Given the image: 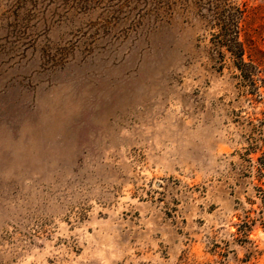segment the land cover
<instances>
[{"label": "rangeland", "instance_id": "rangeland-1", "mask_svg": "<svg viewBox=\"0 0 264 264\" xmlns=\"http://www.w3.org/2000/svg\"><path fill=\"white\" fill-rule=\"evenodd\" d=\"M207 0H0V264H264V0L239 74Z\"/></svg>", "mask_w": 264, "mask_h": 264}, {"label": "trees", "instance_id": "trees-1", "mask_svg": "<svg viewBox=\"0 0 264 264\" xmlns=\"http://www.w3.org/2000/svg\"><path fill=\"white\" fill-rule=\"evenodd\" d=\"M207 2L213 3L211 17L213 19L212 23L217 24L218 27L213 35L217 44L227 49L231 63L239 70V74L246 75L250 73L252 64L243 60V48L241 41L238 39V20L242 10L231 4H227L221 9L219 0H207ZM260 124H264V116L258 119L254 125ZM260 143H264V135L260 138ZM262 155L264 157V153ZM263 165L264 163L258 164L257 168L260 169ZM260 184L256 186V189L258 195L264 200V188Z\"/></svg>", "mask_w": 264, "mask_h": 264}]
</instances>
